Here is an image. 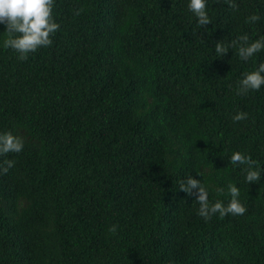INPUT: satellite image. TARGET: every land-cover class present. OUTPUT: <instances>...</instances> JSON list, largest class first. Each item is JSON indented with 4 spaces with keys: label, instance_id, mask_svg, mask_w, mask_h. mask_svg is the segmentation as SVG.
Wrapping results in <instances>:
<instances>
[{
    "label": "trees",
    "instance_id": "obj_1",
    "mask_svg": "<svg viewBox=\"0 0 264 264\" xmlns=\"http://www.w3.org/2000/svg\"><path fill=\"white\" fill-rule=\"evenodd\" d=\"M207 11L200 26L187 0H55L51 45L0 47V133L24 142L0 154V264H264V86L237 92L264 51L215 52L264 35V0ZM189 175L212 202L235 183L245 213L205 220Z\"/></svg>",
    "mask_w": 264,
    "mask_h": 264
},
{
    "label": "clouds",
    "instance_id": "obj_2",
    "mask_svg": "<svg viewBox=\"0 0 264 264\" xmlns=\"http://www.w3.org/2000/svg\"><path fill=\"white\" fill-rule=\"evenodd\" d=\"M54 3L55 0H0V25L4 26L2 33L5 34L0 42V47L11 48L18 54V59L26 60L30 52L51 45V35L60 27L52 14ZM207 3L208 0H187V8L194 14L196 22L200 26L210 23ZM248 19L256 21L259 17L252 15ZM232 46L237 48L240 59L247 61L257 53L264 51V35L251 39L245 33L237 36L229 46L218 41L215 44V52L218 56L223 57ZM262 86H264V61L258 62L254 70L241 73L237 92L244 94L249 90H259ZM246 115L244 112H237L232 119L239 121L245 119ZM23 147V140L11 131L0 133V154L18 153L23 150ZM229 161L233 166L247 165V168L244 169V178L249 184L261 179L262 170L250 156L241 151H233ZM5 163L7 167L0 170L7 171V168L13 166L14 161L7 160ZM180 190L187 196H194V199L199 203L198 215L205 220L216 213L223 217L229 213L243 215L246 211V207L239 199L240 189L235 183H229L227 186V192L231 197L227 204L222 200L210 201L208 188L202 180L192 175L181 180ZM116 230V225L109 228V231L113 233Z\"/></svg>",
    "mask_w": 264,
    "mask_h": 264
}]
</instances>
